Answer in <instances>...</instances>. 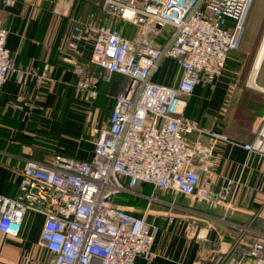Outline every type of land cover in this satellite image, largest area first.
<instances>
[{
    "label": "built area",
    "instance_id": "built-area-1",
    "mask_svg": "<svg viewBox=\"0 0 264 264\" xmlns=\"http://www.w3.org/2000/svg\"><path fill=\"white\" fill-rule=\"evenodd\" d=\"M0 1L10 8L17 0ZM253 2L101 0L102 22L94 16H68L65 48L70 56L64 59L82 102H94L114 75L124 77L125 83L112 98L89 159L55 153L25 162L14 194L0 193V233L16 237L26 215L39 214V244L50 255L47 264H134L139 257H156L154 230L117 203V196H143L138 186L148 183L190 203L222 207L225 213L233 182L213 189L202 174L211 154L197 150L187 137L197 131L214 143L227 138L197 126L184 110L197 84L215 87L229 53L240 47ZM52 13L60 11L54 8ZM114 20L132 25L134 33L125 35ZM7 33L0 24V94L11 73L19 81L44 79L16 65L17 51L5 45ZM85 47L89 50L83 61ZM165 59L175 60L181 69L176 85L154 79ZM243 148L264 156V143ZM174 203L169 205L175 208ZM249 259L264 264V234L247 249L220 253L207 264H246Z\"/></svg>",
    "mask_w": 264,
    "mask_h": 264
},
{
    "label": "crops",
    "instance_id": "crops-1",
    "mask_svg": "<svg viewBox=\"0 0 264 264\" xmlns=\"http://www.w3.org/2000/svg\"><path fill=\"white\" fill-rule=\"evenodd\" d=\"M92 2L17 0L7 8L0 1V24L8 30L5 45L17 51L16 65L44 78L41 83L35 78L19 81L11 73L2 86L0 193L14 194L21 168L29 159L42 160L55 153L89 159L92 154L112 98L125 83L124 77L114 75L90 104L82 102L73 85L71 65L64 59L70 56L65 48L68 16H94L102 22L101 0ZM54 8L60 14L52 13ZM112 23L122 25L127 36L134 33L130 24ZM247 33L245 44L253 43L256 33L261 38L251 77L240 76V58L232 51L213 90L197 84L184 110L197 126L227 138L214 143L208 135L193 131L187 140L197 150L211 154L202 174L210 179L213 189L233 182L231 206L224 213L222 207L188 204L185 196L140 184L138 191L143 196H133L124 209L142 217L154 230L152 250L156 257H139L134 264H207L220 253L247 249L264 234V156L243 148L246 143H264V11L251 18ZM88 50H83V61ZM180 75L175 60L165 59L154 79L176 85ZM144 195L157 200L149 201ZM172 200L175 208L169 205ZM168 215L173 222L168 221ZM42 224L43 216L29 213L18 236L0 233V264H47L50 255L39 244ZM246 264H253V260Z\"/></svg>",
    "mask_w": 264,
    "mask_h": 264
},
{
    "label": "rangeland",
    "instance_id": "rangeland-1",
    "mask_svg": "<svg viewBox=\"0 0 264 264\" xmlns=\"http://www.w3.org/2000/svg\"><path fill=\"white\" fill-rule=\"evenodd\" d=\"M98 1L99 0H93V2L95 4ZM93 2H92V4H94ZM259 10H260V12L264 11V0H254L253 4H252V6H251V8L249 10V13H248V16L246 18L245 24H244V33L248 32L249 21L254 16L257 17V15L259 14ZM129 30H130V32L131 31L134 32L135 28L133 26H131L129 28ZM244 33H243V36H244ZM242 39H243V37H242ZM260 41H261V38H260L259 34L256 33L253 43L245 44L244 43V39H243V41H241L240 47L237 50H235L238 53V56L240 58L239 61L241 63V68H242L240 76L243 77V78L244 77H251V74H252V71H253V63H254V60L256 58V55H257V52H258V48L260 46ZM262 73H264V67L262 68ZM132 197L133 196H130V198L128 197L129 198L128 203H130V200H131ZM182 200H183V198H181V197L178 199L179 202H182ZM187 203L189 204L190 201L188 200ZM187 203H185V204H187Z\"/></svg>",
    "mask_w": 264,
    "mask_h": 264
},
{
    "label": "trees",
    "instance_id": "trees-1",
    "mask_svg": "<svg viewBox=\"0 0 264 264\" xmlns=\"http://www.w3.org/2000/svg\"><path fill=\"white\" fill-rule=\"evenodd\" d=\"M128 197L130 198L129 195L121 194V195L117 196L116 201H117V203H119V204H127V203H128V200H129Z\"/></svg>",
    "mask_w": 264,
    "mask_h": 264
}]
</instances>
